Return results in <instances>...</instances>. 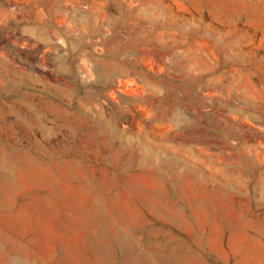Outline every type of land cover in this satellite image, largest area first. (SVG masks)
I'll return each mask as SVG.
<instances>
[{"label":"rangeland","instance_id":"rangeland-1","mask_svg":"<svg viewBox=\"0 0 264 264\" xmlns=\"http://www.w3.org/2000/svg\"><path fill=\"white\" fill-rule=\"evenodd\" d=\"M0 264H264V0H0Z\"/></svg>","mask_w":264,"mask_h":264}]
</instances>
